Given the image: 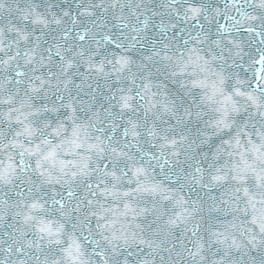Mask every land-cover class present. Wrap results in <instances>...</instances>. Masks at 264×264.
<instances>
[{"label": "snow or ice", "instance_id": "obj_1", "mask_svg": "<svg viewBox=\"0 0 264 264\" xmlns=\"http://www.w3.org/2000/svg\"><path fill=\"white\" fill-rule=\"evenodd\" d=\"M0 264H264V0H0Z\"/></svg>", "mask_w": 264, "mask_h": 264}]
</instances>
